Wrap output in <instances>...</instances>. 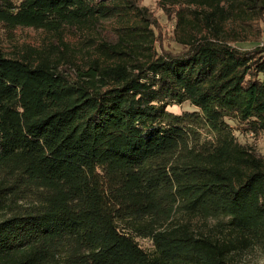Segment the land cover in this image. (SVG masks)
Instances as JSON below:
<instances>
[{
  "label": "trees",
  "instance_id": "16d2710c",
  "mask_svg": "<svg viewBox=\"0 0 264 264\" xmlns=\"http://www.w3.org/2000/svg\"><path fill=\"white\" fill-rule=\"evenodd\" d=\"M191 1L212 7L207 32L165 48L141 0H0L8 31L51 35L0 48V264H237L264 248V155L237 136L264 133V47L238 45L262 37L264 0ZM84 32L92 50L65 39Z\"/></svg>",
  "mask_w": 264,
  "mask_h": 264
},
{
  "label": "rangeland",
  "instance_id": "374dc122",
  "mask_svg": "<svg viewBox=\"0 0 264 264\" xmlns=\"http://www.w3.org/2000/svg\"><path fill=\"white\" fill-rule=\"evenodd\" d=\"M179 3L188 7L190 10L183 14L181 22H178L174 13H166L160 6L159 0H141V4L147 6L158 20V39L165 48H177L180 45L173 40L176 35L181 41L187 40L190 37H201L207 30L203 26V18L207 13L212 11V7L201 5L191 0H178ZM196 12L198 14H196ZM129 24L126 19L115 18L104 22L107 29H115ZM226 34L232 35L233 32L242 33L238 24L232 19L222 24ZM262 37L258 42H244L238 45L242 48H252L259 45L264 47V19L261 22ZM88 37H90L88 40ZM93 34L84 32L81 35L65 37L68 43L77 45L80 49L92 50L93 45H90ZM230 37V36H228ZM51 35L46 31L34 29L31 27H18L8 31L3 24H0V48L8 55L14 56L25 46L41 48L43 45H50ZM193 107L189 103L182 105H174L169 107V110L181 113L186 110H192ZM238 139L242 143L253 145L261 154L264 155V133L258 136L252 134L243 135L237 132ZM144 246H150L148 240H140ZM237 264H264V248L255 247L246 250L236 256Z\"/></svg>",
  "mask_w": 264,
  "mask_h": 264
}]
</instances>
